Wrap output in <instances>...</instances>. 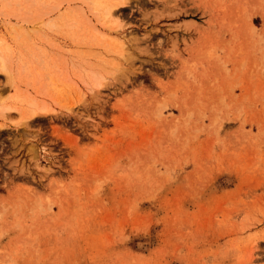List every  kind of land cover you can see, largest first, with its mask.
<instances>
[{"label":"rangeland","instance_id":"rangeland-1","mask_svg":"<svg viewBox=\"0 0 264 264\" xmlns=\"http://www.w3.org/2000/svg\"><path fill=\"white\" fill-rule=\"evenodd\" d=\"M0 264H264V0H0Z\"/></svg>","mask_w":264,"mask_h":264},{"label":"bare ground","instance_id":"bare-ground-1","mask_svg":"<svg viewBox=\"0 0 264 264\" xmlns=\"http://www.w3.org/2000/svg\"><path fill=\"white\" fill-rule=\"evenodd\" d=\"M125 1V0H124ZM117 2H115L114 4H116ZM114 4H112L113 6H110L108 9H105L106 10V12H105V15H106V18L107 19H111V24H109V26H111V27H113V25L116 23V20H113L112 21V18H117L118 17V11L115 9V7H116V5H114ZM115 33H116V38H118V41L117 42H119V44H120V48H121V52L123 53L124 51H125V47H126V44H127V41H126V36L122 33V32H120V31H114ZM112 32H111V30H110V34H111ZM2 62H4L3 60H2ZM3 64H1V66H2ZM5 66H3V68H4ZM6 69V68H5ZM6 71H7V69H6ZM8 72V71H7ZM98 84L99 85H102V81L101 80H99L98 81ZM99 91V90H98ZM35 105V104H34ZM7 110H9L10 108L9 107H7L6 108ZM39 109V112H41V111H48V107H46V106H41V107H38V108H35V110L33 111V112H37L38 113V110ZM37 113H33V115L34 114H37Z\"/></svg>","mask_w":264,"mask_h":264}]
</instances>
